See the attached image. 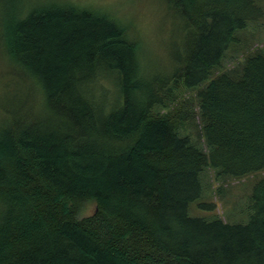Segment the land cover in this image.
Returning a JSON list of instances; mask_svg holds the SVG:
<instances>
[{
  "label": "trees",
  "instance_id": "16d2710c",
  "mask_svg": "<svg viewBox=\"0 0 264 264\" xmlns=\"http://www.w3.org/2000/svg\"><path fill=\"white\" fill-rule=\"evenodd\" d=\"M162 2L185 44L150 70L131 19L0 0V55L24 84L0 113V264H264V49L222 68L264 0ZM208 167L255 173L245 221L189 214Z\"/></svg>",
  "mask_w": 264,
  "mask_h": 264
},
{
  "label": "rangeland",
  "instance_id": "374dc122",
  "mask_svg": "<svg viewBox=\"0 0 264 264\" xmlns=\"http://www.w3.org/2000/svg\"><path fill=\"white\" fill-rule=\"evenodd\" d=\"M93 5L103 7L112 16L124 17L134 21L140 26L142 38L145 46L149 50H154V56L147 51V63L150 70H154L158 65V60L169 61L172 54H181L185 44V33L182 22L179 19L171 18L166 12L162 0H84ZM128 18V19H126ZM173 19L174 22H171ZM239 40L226 50L223 56L222 68H229L242 61L244 54L252 51L256 47L264 49V19L251 23L247 28L238 32ZM0 55V113L2 105L15 108L22 100L21 91L24 84L20 79L11 74V66L6 61H2ZM9 73L7 74L6 72ZM10 85H6V81ZM16 80V81H14ZM193 90L187 92L192 93ZM186 94V95H187ZM193 128V127H190ZM195 129V128H193ZM195 137V134H193ZM262 171L259 172L261 174ZM211 167L205 169V179L208 186L203 184L202 194L198 198L190 201L187 210L190 215L209 216L219 215L226 221H245L248 217L247 205L249 203V192H251L255 173H250L242 177H228L221 181L222 190L219 194L215 188L219 186L220 180H213ZM218 194V195H217ZM207 201L212 203L211 207H202L199 202ZM94 208L92 202L87 203L82 209V214L89 213Z\"/></svg>",
  "mask_w": 264,
  "mask_h": 264
}]
</instances>
